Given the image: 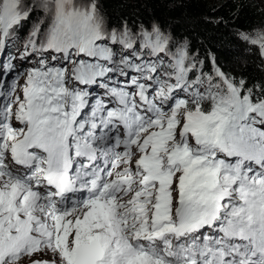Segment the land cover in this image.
Listing matches in <instances>:
<instances>
[{
	"label": "snow or ice",
	"instance_id": "1",
	"mask_svg": "<svg viewBox=\"0 0 264 264\" xmlns=\"http://www.w3.org/2000/svg\"><path fill=\"white\" fill-rule=\"evenodd\" d=\"M238 35L264 61V31ZM17 46L0 264H264V82L214 56L206 72L186 39L114 26L100 0H0V55Z\"/></svg>",
	"mask_w": 264,
	"mask_h": 264
},
{
	"label": "trees",
	"instance_id": "2",
	"mask_svg": "<svg viewBox=\"0 0 264 264\" xmlns=\"http://www.w3.org/2000/svg\"><path fill=\"white\" fill-rule=\"evenodd\" d=\"M110 24L158 23L212 68L249 84L264 82V61L238 33L264 31V0H100ZM22 43V41L20 42Z\"/></svg>",
	"mask_w": 264,
	"mask_h": 264
},
{
	"label": "rangeland",
	"instance_id": "3",
	"mask_svg": "<svg viewBox=\"0 0 264 264\" xmlns=\"http://www.w3.org/2000/svg\"><path fill=\"white\" fill-rule=\"evenodd\" d=\"M43 19V16L41 15V14H39V13H36V14H34V17H30V22H28L27 23V25H26V27H25V29H24V34H25V36L27 35V33H28V31H29V29L33 26V24H35V23H37V22H39L40 20H42ZM22 44V43H21ZM19 47V46H18ZM18 55H20V53H17ZM204 70L206 71V72H210L211 70H212V68H208V67H205L204 66ZM42 256L43 255H36V256H34L33 257V259H36V258H42ZM26 261L28 260V258H26L25 259Z\"/></svg>",
	"mask_w": 264,
	"mask_h": 264
},
{
	"label": "bare ground",
	"instance_id": "4",
	"mask_svg": "<svg viewBox=\"0 0 264 264\" xmlns=\"http://www.w3.org/2000/svg\"><path fill=\"white\" fill-rule=\"evenodd\" d=\"M36 256V255H35Z\"/></svg>",
	"mask_w": 264,
	"mask_h": 264
}]
</instances>
